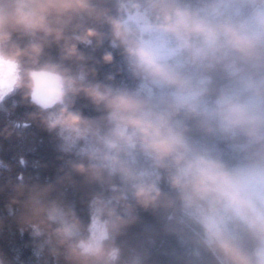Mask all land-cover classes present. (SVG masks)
<instances>
[{
	"label": "clouds",
	"instance_id": "clouds-1",
	"mask_svg": "<svg viewBox=\"0 0 264 264\" xmlns=\"http://www.w3.org/2000/svg\"><path fill=\"white\" fill-rule=\"evenodd\" d=\"M24 145L0 231L30 264H264V0H0V151Z\"/></svg>",
	"mask_w": 264,
	"mask_h": 264
},
{
	"label": "trees",
	"instance_id": "trees-1",
	"mask_svg": "<svg viewBox=\"0 0 264 264\" xmlns=\"http://www.w3.org/2000/svg\"><path fill=\"white\" fill-rule=\"evenodd\" d=\"M26 111H31V109L20 107L16 110V116L22 117ZM31 131L36 133L39 143L37 145V150L34 153H27L29 160L35 159L39 160L41 163L52 164L56 153L53 151L51 144L46 138L47 134L36 132L35 128ZM26 146L27 145L22 146L21 149L12 148L7 151H0V158L10 159L15 151L23 150ZM18 171H25L26 174L38 176L42 181L50 179L54 175V167L51 166L37 169L29 167L27 170L18 169ZM69 195L71 198V194ZM4 203V198L0 197V214H6L4 213ZM77 207H80L79 203L77 204ZM81 214L84 215L83 212ZM28 239L27 234L23 237L18 234L16 226L11 220L6 221L5 227L0 231V251L9 252L10 254H19L21 260L24 261V264H30L31 249L27 246Z\"/></svg>",
	"mask_w": 264,
	"mask_h": 264
}]
</instances>
